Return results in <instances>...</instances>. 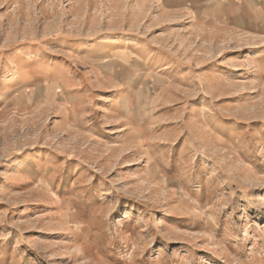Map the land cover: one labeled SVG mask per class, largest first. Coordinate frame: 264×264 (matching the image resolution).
Wrapping results in <instances>:
<instances>
[{"label": "rangeland", "instance_id": "1", "mask_svg": "<svg viewBox=\"0 0 264 264\" xmlns=\"http://www.w3.org/2000/svg\"><path fill=\"white\" fill-rule=\"evenodd\" d=\"M177 0H0V264H264V31Z\"/></svg>", "mask_w": 264, "mask_h": 264}, {"label": "crops", "instance_id": "2", "mask_svg": "<svg viewBox=\"0 0 264 264\" xmlns=\"http://www.w3.org/2000/svg\"><path fill=\"white\" fill-rule=\"evenodd\" d=\"M210 0H177L182 6H206ZM213 6L224 16L240 24V29L264 31V0H213Z\"/></svg>", "mask_w": 264, "mask_h": 264}]
</instances>
